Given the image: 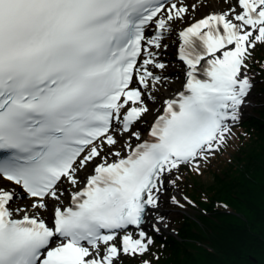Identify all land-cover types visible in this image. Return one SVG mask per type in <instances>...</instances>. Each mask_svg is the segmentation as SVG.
Instances as JSON below:
<instances>
[{
    "label": "snow or ice",
    "instance_id": "obj_1",
    "mask_svg": "<svg viewBox=\"0 0 264 264\" xmlns=\"http://www.w3.org/2000/svg\"><path fill=\"white\" fill-rule=\"evenodd\" d=\"M208 2L0 0V264L149 251L142 226L161 231L166 177L199 174L226 142L264 47V0H215L190 19ZM169 49L182 82L162 96Z\"/></svg>",
    "mask_w": 264,
    "mask_h": 264
},
{
    "label": "trees",
    "instance_id": "obj_2",
    "mask_svg": "<svg viewBox=\"0 0 264 264\" xmlns=\"http://www.w3.org/2000/svg\"><path fill=\"white\" fill-rule=\"evenodd\" d=\"M255 69L264 77L263 61ZM231 143L213 169L222 186L192 191L197 214H185L177 236L157 238L159 252H172L162 264H183L181 256L186 264H264V103L235 128Z\"/></svg>",
    "mask_w": 264,
    "mask_h": 264
},
{
    "label": "rangeland",
    "instance_id": "obj_3",
    "mask_svg": "<svg viewBox=\"0 0 264 264\" xmlns=\"http://www.w3.org/2000/svg\"><path fill=\"white\" fill-rule=\"evenodd\" d=\"M190 2L188 1L186 3L191 4ZM208 12L209 9L202 7L201 9L190 13V19L196 20L202 18L203 16L207 15ZM258 46L253 50L252 57L248 61H246V63H248L249 65L247 74L254 85L249 95L250 104L243 108L240 121L231 126V132L227 136L226 142L220 147L218 151L211 154L207 160H201L199 162V174H197L195 171L190 170V168L187 166H181L178 171H174L171 175H168L166 177V186L161 194L160 207L156 212L153 213L154 216L164 217V223L166 226L163 225L161 227V231L159 232L160 235L177 236L180 223L185 220V214H197L196 208L192 205V191H196V193H199L204 190L209 191V189H211V187L214 185H218V187L222 186V184H219L220 181L215 178V174H213V169H215L216 165L221 163L223 159L222 157H225L223 156L225 154L223 151L227 148V145V150L233 148V143L231 142L235 131L234 129L239 126L241 122L249 118L251 115H257V110H259L261 105L264 103V93H262V89H264V77L260 76L256 72L257 70L255 69L256 65L260 61L264 62V47ZM174 51V49H169V51L163 56V59L165 61H172L173 65L177 67V71H172L171 69H169V72L167 74L171 75L173 77V80L171 82V85L167 87V91L161 94L162 96L170 95L172 92H174L180 87L182 82V76L179 73V68L182 67V65H180L177 59L174 58ZM257 61L258 63L255 65ZM155 115V113L150 112L144 117V119L151 121L155 119ZM177 175H179L181 179L177 180ZM172 180H175L174 185L167 183V181ZM194 187L197 188L194 189ZM173 196L179 202V205H183V207L172 203ZM149 224V222L146 224V230H144L154 241V243L150 246L149 251L143 256H122L121 264H143L144 260L150 261L151 264H162L160 259H163L167 255H172V252L167 249L164 250V253L159 252L161 246L158 247L156 241L157 236L155 234L157 232L153 231L152 226H150ZM198 253L196 252L195 255L200 258L201 253ZM254 255L260 259L262 258L261 255H259L258 253H255ZM181 257L183 259V264H186L187 259L185 260L184 256ZM200 264H203L202 260L200 261Z\"/></svg>",
    "mask_w": 264,
    "mask_h": 264
},
{
    "label": "bare ground",
    "instance_id": "obj_4",
    "mask_svg": "<svg viewBox=\"0 0 264 264\" xmlns=\"http://www.w3.org/2000/svg\"><path fill=\"white\" fill-rule=\"evenodd\" d=\"M190 1H191V2H190ZM189 2L192 3L193 0H189ZM201 2H202V0H196V3H197V4H200ZM203 7L206 8V9H209V12L212 11V10H214V7H215V0H209V2L207 3V6H203ZM201 8H202V7H199L198 9H201ZM209 12H208V13H209ZM208 13H207V14H208ZM179 27H183V24H180ZM248 99H249V98H248ZM80 175L83 176V173H80ZM64 187H68V186H67V185H64ZM152 215H153V214H152ZM153 216H154V215H153ZM149 223H150L149 225L152 226V224H153V219H152V218L149 219ZM163 225H165L164 222H163V224L161 225V227H162Z\"/></svg>",
    "mask_w": 264,
    "mask_h": 264
}]
</instances>
